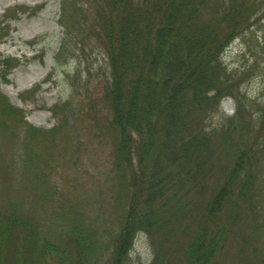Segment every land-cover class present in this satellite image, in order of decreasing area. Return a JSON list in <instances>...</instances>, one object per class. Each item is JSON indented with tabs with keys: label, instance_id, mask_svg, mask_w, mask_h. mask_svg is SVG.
Segmentation results:
<instances>
[{
	"label": "rangeland",
	"instance_id": "1",
	"mask_svg": "<svg viewBox=\"0 0 264 264\" xmlns=\"http://www.w3.org/2000/svg\"><path fill=\"white\" fill-rule=\"evenodd\" d=\"M253 5L249 26L219 58L225 74L218 79L231 86L230 96L221 98L204 122L228 129L259 189L252 211L240 207L228 221V208L220 216L230 230L221 264H264V0ZM61 7L63 0H0V221L19 215L64 256L73 252V235L81 229L109 246L99 264H111L112 241L130 199L121 174L127 181L133 170L118 172L115 166L116 134L103 90L109 78L106 56L92 38L81 53L78 34L87 35L79 14L69 4L63 17ZM5 62L13 68L1 78ZM210 136L207 187L227 173L237 155L226 150L220 132ZM195 201L178 206L181 222L189 219ZM189 232L139 233L125 264H153L155 258L157 264H186Z\"/></svg>",
	"mask_w": 264,
	"mask_h": 264
},
{
	"label": "trees",
	"instance_id": "2",
	"mask_svg": "<svg viewBox=\"0 0 264 264\" xmlns=\"http://www.w3.org/2000/svg\"><path fill=\"white\" fill-rule=\"evenodd\" d=\"M95 1L63 0L61 10L65 17L70 4L79 14L77 22L87 35L78 34L81 53L92 38L106 56L109 78L103 90L116 134L115 166L118 172L133 170L127 181L121 174L130 199L112 241L111 264H125L139 233L167 236L188 230L186 264H221L230 230L220 216L228 208V221L240 207L252 211L259 189L245 152L236 150L228 129L204 122L221 98L230 96L231 86L218 79L224 72L219 58L249 26L253 0ZM5 63L1 78L13 68ZM260 120L264 148V108ZM217 132L226 150L237 155L227 173L207 187L210 134ZM187 201L195 204L189 219L181 222L178 206ZM73 236L74 250L64 256L49 236H41L19 215L8 214L0 221V264L102 261L107 244L81 229Z\"/></svg>",
	"mask_w": 264,
	"mask_h": 264
}]
</instances>
